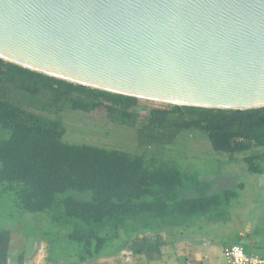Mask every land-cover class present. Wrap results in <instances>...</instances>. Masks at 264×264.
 Wrapping results in <instances>:
<instances>
[{
  "label": "trees",
  "instance_id": "1",
  "mask_svg": "<svg viewBox=\"0 0 264 264\" xmlns=\"http://www.w3.org/2000/svg\"><path fill=\"white\" fill-rule=\"evenodd\" d=\"M137 102L136 97L73 83L0 58V132L9 134L0 138L2 193H12L23 212L48 213L51 221L67 226L68 238L80 245L81 262L104 252L120 238L128 221L144 228L182 223L208 215L220 205L228 207L243 187L239 183L213 192L212 179L176 167L152 166L140 154L64 139V111L105 110L117 123L134 124L131 109ZM39 111H52L55 117ZM185 129L206 133L216 151L231 157L249 152L243 157L247 169L264 171V107L156 108L138 135L140 143L171 144ZM182 190L197 195L181 196ZM159 235L143 239L158 240ZM3 242L0 238V245Z\"/></svg>",
  "mask_w": 264,
  "mask_h": 264
},
{
  "label": "water",
  "instance_id": "2",
  "mask_svg": "<svg viewBox=\"0 0 264 264\" xmlns=\"http://www.w3.org/2000/svg\"><path fill=\"white\" fill-rule=\"evenodd\" d=\"M0 58L136 98L264 107V0H0Z\"/></svg>",
  "mask_w": 264,
  "mask_h": 264
},
{
  "label": "rangeland",
  "instance_id": "3",
  "mask_svg": "<svg viewBox=\"0 0 264 264\" xmlns=\"http://www.w3.org/2000/svg\"><path fill=\"white\" fill-rule=\"evenodd\" d=\"M10 88L13 89L14 87L10 86ZM43 93L44 91L41 94ZM43 96L48 97L44 94ZM41 103H44V101H41ZM172 106L173 104L167 102L138 98L137 104L131 109L136 116L134 124L117 123L105 110L90 113L79 110H66L62 113L63 124L67 129L64 139L73 143H86L140 154L152 166L176 167L186 170L192 175L212 179L213 192H220L226 188L233 189L236 188L237 183L245 182L247 185L246 190L244 192L239 191L241 203L245 205L244 208H237L236 203H233L234 206L231 210L230 207L220 205L208 214L211 217L214 216V218H221L215 220L217 221L215 224L207 225L209 229L206 230L207 232L204 235L213 241V252L210 262L206 261L204 264H224L223 243L240 241L248 243L245 236L248 233L252 237L264 238V171L257 175L247 169L243 157L249 152L235 153L231 157L228 153L216 151L212 147L207 134L200 130L185 129L171 144L149 143L147 141L140 143L138 130L147 122L149 112L156 108L170 110ZM41 114L51 118L55 117V113L52 111L41 112ZM177 115L175 114L172 117H177ZM8 136L7 132H0V138H7ZM261 165L264 167V161ZM180 194L185 197L197 195L192 190H182ZM81 198L86 199L88 196L83 195ZM16 206L12 193L1 198L0 227L11 224L19 227L24 235L40 232V228L49 227L53 238L60 245H63L66 252H69L70 258H77L80 245L68 238L69 228L67 226H61L51 221L48 213L25 212L20 214ZM151 234L152 229L138 228L137 223L128 221L127 225L120 230V238L111 242L106 250L113 252L137 235L149 236ZM167 238L168 236L165 234V239ZM257 238L255 239L257 240ZM177 239H180L178 234ZM174 246L175 248H171L169 251L165 249L166 255L159 264L188 263V254L186 253L190 251L183 249L180 242H177ZM176 251H182V254H177ZM121 262L115 264H126L124 260ZM141 264L150 263L143 259Z\"/></svg>",
  "mask_w": 264,
  "mask_h": 264
},
{
  "label": "crops",
  "instance_id": "4",
  "mask_svg": "<svg viewBox=\"0 0 264 264\" xmlns=\"http://www.w3.org/2000/svg\"><path fill=\"white\" fill-rule=\"evenodd\" d=\"M256 174L258 175V173ZM239 183H243V187L239 188L238 196L228 205L230 210L233 208L232 206H234L233 203H236L239 209L240 207H245V205L241 203L239 191L244 192L247 185L245 182ZM239 183H237V185ZM8 194L9 193H2V187L0 185V201L1 198ZM16 207L20 214L25 213L18 206ZM229 215L230 217L232 216L230 211ZM215 220L216 219L210 215H201L190 218L182 223L148 228L152 229V236L153 234H160L159 237H157L159 238L158 240L154 238V240L145 242L143 238L147 235H137L131 239V241L133 239L135 240L134 242L132 241V243L130 241L129 245H126L129 243L127 241L121 248L113 252L106 250L85 262L80 261L79 252L76 259H71L69 252H66L63 245H60L57 240L53 238L52 231H50L51 228L49 227H44L45 229L40 228V232L24 235L19 227L6 224L0 227V232L2 231L0 238L4 240L2 245H0V264H115L122 260H124L126 264H141L143 259L150 264H159L166 255L165 249L169 251V249L175 248L174 245L177 242L182 243L183 249H188L190 251L186 253L188 254V257L186 255L187 264H204L206 261L209 263L213 252V241L209 240L204 234L207 232L206 230L209 229L207 225L215 224L217 222ZM137 227L144 228L141 226ZM165 234L169 239H165ZM177 234L180 239L176 240ZM245 236L247 237L248 243L241 241L235 243L226 242L223 243V249L227 245L240 244L244 246L249 253L264 257V238L252 237L249 233ZM255 238H257V240ZM179 250H181V248H179ZM176 253L182 254V251H176ZM224 261V264H226L225 257Z\"/></svg>",
  "mask_w": 264,
  "mask_h": 264
},
{
  "label": "built area",
  "instance_id": "5",
  "mask_svg": "<svg viewBox=\"0 0 264 264\" xmlns=\"http://www.w3.org/2000/svg\"><path fill=\"white\" fill-rule=\"evenodd\" d=\"M226 264H264V257L249 253L240 244L227 245L223 249Z\"/></svg>",
  "mask_w": 264,
  "mask_h": 264
}]
</instances>
